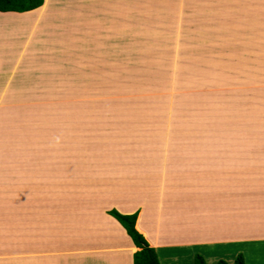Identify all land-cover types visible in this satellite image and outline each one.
Segmentation results:
<instances>
[{
    "label": "rangeland",
    "instance_id": "374dc122",
    "mask_svg": "<svg viewBox=\"0 0 264 264\" xmlns=\"http://www.w3.org/2000/svg\"><path fill=\"white\" fill-rule=\"evenodd\" d=\"M53 1L21 17L0 15V48L4 26L37 25ZM54 2L60 13L34 43L46 57L59 50L47 63L60 71L54 68L52 84L30 89L37 101L8 106L37 113L39 161L70 157L69 182L53 189L54 208L84 194L83 207L93 206L99 191L92 180L102 178L116 180L110 194L130 205L143 192L181 185L186 168L195 175L186 187L263 188L264 0ZM5 72L3 60L0 77ZM48 199L39 192L38 208ZM250 246L248 257V246L237 244L210 251L214 261L200 257L217 264L242 255L245 264H264V243Z\"/></svg>",
    "mask_w": 264,
    "mask_h": 264
},
{
    "label": "crops",
    "instance_id": "0c3cea01",
    "mask_svg": "<svg viewBox=\"0 0 264 264\" xmlns=\"http://www.w3.org/2000/svg\"><path fill=\"white\" fill-rule=\"evenodd\" d=\"M54 1L55 7L51 6L38 28L34 24L3 27L0 65L5 60L7 72L0 77V264H133L138 248L123 226L107 213L111 210L122 215L137 212L135 230L162 260L179 264L199 254L214 261L209 252L230 244L247 245L244 255L248 257L250 245L264 243V186L232 193L217 186L186 187L187 182L194 181L189 178L195 176L186 168L181 185L143 192L138 199L131 197L130 205H123L119 195L110 194L116 180L102 178L92 180L93 188L99 191L95 201L104 203L107 196L112 199L105 201L107 207L98 208L94 201L93 206L83 207L81 202L89 196L86 194L70 203V198L65 199L68 208L53 207L54 187L69 182L66 166L70 157L39 161L37 113L32 108L13 112L8 106L21 98L25 105L37 101L38 96L30 89L52 84L54 68L56 74L60 71L47 63L57 58L59 50L51 49V53L57 51L56 57H46L44 49L34 43L50 15L60 13L61 7ZM41 7L0 15L21 17ZM35 51L42 54L37 59L33 57ZM6 118L15 124L4 126ZM40 163L46 169H39ZM39 192L49 197L46 208H38Z\"/></svg>",
    "mask_w": 264,
    "mask_h": 264
},
{
    "label": "trees",
    "instance_id": "16d2710c",
    "mask_svg": "<svg viewBox=\"0 0 264 264\" xmlns=\"http://www.w3.org/2000/svg\"><path fill=\"white\" fill-rule=\"evenodd\" d=\"M43 2L44 0H0V12H29L41 7ZM108 214L123 226L135 247L138 248V251L133 254V264H160L156 250L150 247L143 235L135 230L137 212L132 215H122L115 210H111ZM194 264L206 263L202 257L197 255ZM217 264L228 263L224 260H219ZM233 264H245L244 257L237 255Z\"/></svg>",
    "mask_w": 264,
    "mask_h": 264
},
{
    "label": "bare ground",
    "instance_id": "6f19581e",
    "mask_svg": "<svg viewBox=\"0 0 264 264\" xmlns=\"http://www.w3.org/2000/svg\"><path fill=\"white\" fill-rule=\"evenodd\" d=\"M43 9V8H42ZM41 12V11H40ZM40 14V13H39ZM38 19V18H37Z\"/></svg>",
    "mask_w": 264,
    "mask_h": 264
}]
</instances>
